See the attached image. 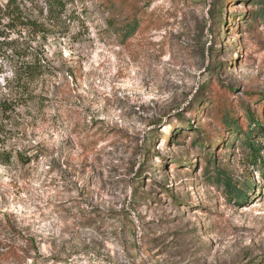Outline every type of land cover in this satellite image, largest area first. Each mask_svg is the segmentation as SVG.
I'll list each match as a JSON object with an SVG mask.
<instances>
[{
    "label": "rangeland",
    "instance_id": "obj_1",
    "mask_svg": "<svg viewBox=\"0 0 264 264\" xmlns=\"http://www.w3.org/2000/svg\"><path fill=\"white\" fill-rule=\"evenodd\" d=\"M13 1L0 264H264V0Z\"/></svg>",
    "mask_w": 264,
    "mask_h": 264
},
{
    "label": "trees",
    "instance_id": "obj_2",
    "mask_svg": "<svg viewBox=\"0 0 264 264\" xmlns=\"http://www.w3.org/2000/svg\"><path fill=\"white\" fill-rule=\"evenodd\" d=\"M130 0H122L121 3L122 4H125L127 5L129 3ZM232 2V1H230ZM246 2H249L246 1ZM105 3L107 5H111L113 3L112 0H106ZM12 4H14V1L13 0H8L7 2V5H3V3L1 2L0 0V13L4 14L8 11V10H11V6ZM17 12H20V8L17 7ZM14 10L11 11L12 15ZM134 19H132V24L128 25L127 27V33L128 34H131L132 32H134V30H136V27L134 26L136 20H137V16H139V14L136 12L134 13ZM247 18V17H246ZM225 24H227V21L224 22ZM0 24H2V20H0ZM211 88L210 90L208 91H205L204 93H207V94H210L211 96H215V98H213V105H214V112L215 114H217L216 116V122H221L223 125H225V123H233L234 125V130H239L241 125H239L238 123V119H236V115L235 113L233 112V108H232V103H231V99L228 98L227 95H225L224 93V88L223 87H215L214 84L211 85ZM217 88V89H216ZM252 93L248 94L250 96H253L251 95ZM257 95H254V100H257L258 98L255 97ZM226 99V100H225ZM264 99V97L262 98ZM261 99V100H262ZM230 100V101H229ZM223 101H226V104L225 106L221 105ZM250 117L252 115V112H251V109L250 108H246ZM228 112V115L226 116L225 113ZM250 117L248 116V118L250 119ZM254 130H252L251 132H253ZM251 148H252V152H253V155L255 158H259L260 157V147L257 146V145H254L252 144L251 145ZM259 156V157H258ZM225 185L227 186V188L230 190L231 193H236V188L233 187V184H232V181L225 177Z\"/></svg>",
    "mask_w": 264,
    "mask_h": 264
}]
</instances>
